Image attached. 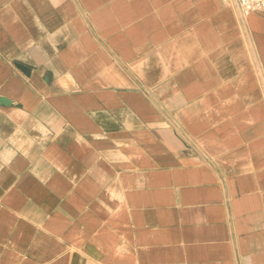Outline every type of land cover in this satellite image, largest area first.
<instances>
[{"label": "crops", "instance_id": "obj_1", "mask_svg": "<svg viewBox=\"0 0 264 264\" xmlns=\"http://www.w3.org/2000/svg\"><path fill=\"white\" fill-rule=\"evenodd\" d=\"M0 96V264H264V12L0 0Z\"/></svg>", "mask_w": 264, "mask_h": 264}, {"label": "built area", "instance_id": "obj_2", "mask_svg": "<svg viewBox=\"0 0 264 264\" xmlns=\"http://www.w3.org/2000/svg\"><path fill=\"white\" fill-rule=\"evenodd\" d=\"M234 3L241 20H245L252 12H264V0H234ZM181 135L188 144L192 143L189 136Z\"/></svg>", "mask_w": 264, "mask_h": 264}, {"label": "water", "instance_id": "obj_3", "mask_svg": "<svg viewBox=\"0 0 264 264\" xmlns=\"http://www.w3.org/2000/svg\"><path fill=\"white\" fill-rule=\"evenodd\" d=\"M16 66H17L20 70H22L24 73L28 74V71H29L28 68H26L25 66H23V65H21V64H16ZM0 103H2V104H8V103H9V100L6 99V98H4V97H1V96H0Z\"/></svg>", "mask_w": 264, "mask_h": 264}]
</instances>
